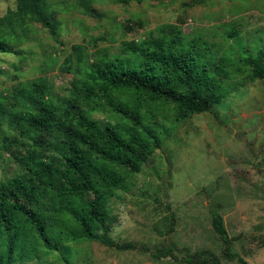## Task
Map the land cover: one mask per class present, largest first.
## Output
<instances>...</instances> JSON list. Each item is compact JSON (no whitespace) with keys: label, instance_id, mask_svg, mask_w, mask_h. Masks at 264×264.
<instances>
[{"label":"trees","instance_id":"trees-1","mask_svg":"<svg viewBox=\"0 0 264 264\" xmlns=\"http://www.w3.org/2000/svg\"><path fill=\"white\" fill-rule=\"evenodd\" d=\"M30 22L53 32L46 0H16L15 9L0 15V52L16 53L6 35ZM236 35L229 29L220 41L189 37L179 25L163 22L93 61L73 44L61 63L73 73L62 100L52 99L41 76L0 90V154L22 170L0 179V264L47 256L69 242L134 247L109 235L107 202L114 192L139 172L174 123L213 112L238 87L264 79V48L225 46ZM211 223L225 244L223 254L232 258L217 211H211Z\"/></svg>","mask_w":264,"mask_h":264},{"label":"rangeland","instance_id":"rangeland-1","mask_svg":"<svg viewBox=\"0 0 264 264\" xmlns=\"http://www.w3.org/2000/svg\"><path fill=\"white\" fill-rule=\"evenodd\" d=\"M53 32L39 22L6 35L16 53L0 52V90L44 77L51 97L69 96L73 73L61 68L79 44L93 61L118 53L123 42L148 36L157 25H179L189 36L225 46L264 48V0H46ZM16 0H0V15ZM87 7V8H86ZM96 119L105 121L101 113ZM22 170L0 154V179ZM110 237L134 247L95 241L66 243L47 256L10 264H264V79L238 87L213 107L172 125L162 144L107 202ZM222 217L229 253L214 231L211 211ZM159 253L157 256L156 254Z\"/></svg>","mask_w":264,"mask_h":264}]
</instances>
